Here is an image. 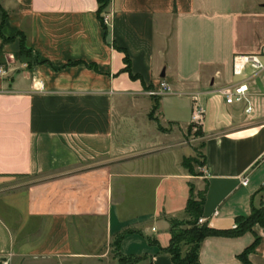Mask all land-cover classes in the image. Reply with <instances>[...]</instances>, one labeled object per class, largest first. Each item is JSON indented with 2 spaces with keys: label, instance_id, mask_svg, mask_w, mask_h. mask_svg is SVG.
<instances>
[{
  "label": "crops",
  "instance_id": "1",
  "mask_svg": "<svg viewBox=\"0 0 264 264\" xmlns=\"http://www.w3.org/2000/svg\"><path fill=\"white\" fill-rule=\"evenodd\" d=\"M0 6L12 39H0V264H174L160 248L190 185L209 227L250 215L264 188V99L247 116L218 90L236 81L235 55L264 47V0H111L107 31L97 0ZM161 81L171 92L154 109L146 92ZM195 93L205 116L192 149ZM197 149L207 173L193 176L183 161ZM257 236L249 260L264 264L259 225L205 239L200 263L241 264Z\"/></svg>",
  "mask_w": 264,
  "mask_h": 264
},
{
  "label": "trees",
  "instance_id": "2",
  "mask_svg": "<svg viewBox=\"0 0 264 264\" xmlns=\"http://www.w3.org/2000/svg\"><path fill=\"white\" fill-rule=\"evenodd\" d=\"M98 1V16L102 21V25L107 31V26L103 22V14L106 12L110 5L111 0H97ZM0 11L3 13V18L5 20L7 14L2 10L0 6ZM4 22L0 25V39L2 41H10L12 39H6L2 34V28ZM21 51L26 52L27 46L25 44V38H21ZM156 99L157 108L158 98ZM161 131L163 129L159 127ZM191 129V127L189 128ZM202 133V131H201ZM196 160L193 158H187L183 161L184 167L193 176H197L195 171ZM204 164V163H203ZM264 192V188L260 191ZM198 195L194 192L193 185H190V197L187 202L185 216L182 219H173L170 221V235L171 240L167 248H160L162 253L171 256L174 264H201L200 263V250L202 243L205 239L209 237H226V238H239L247 233L253 232L256 225L264 228V203H261L258 207L252 203L251 213L248 216H240L236 219V227L227 230H218L209 227L207 224L199 225L198 221L203 216L205 196L197 197ZM122 237L116 239L114 246L118 249L121 245ZM260 243V237H256L254 243L248 247L243 253H241L238 258L241 264H252L249 260V255L255 251L256 247ZM187 248L184 253V248ZM137 259L120 257L121 264H135Z\"/></svg>",
  "mask_w": 264,
  "mask_h": 264
},
{
  "label": "built area",
  "instance_id": "3",
  "mask_svg": "<svg viewBox=\"0 0 264 264\" xmlns=\"http://www.w3.org/2000/svg\"><path fill=\"white\" fill-rule=\"evenodd\" d=\"M109 17H105L108 22ZM12 58V57H11ZM10 69L8 64L0 65V76L8 75ZM232 75L236 78L234 83L228 84L218 91L226 99L228 105L240 104L244 106V113L247 116L255 115L261 108V103L256 99H264V82L263 88L254 90L256 79L264 80V47L256 54H237L233 58ZM171 92L169 84L165 81L159 82L158 86L148 90L146 94L152 98H158ZM192 120L191 125L200 127L204 121L205 107L201 101L200 94L192 95ZM207 173L206 169H204ZM242 185H248V179L242 180ZM199 225L205 224V219L201 217L198 221ZM155 231V228L153 229ZM7 264V263H5Z\"/></svg>",
  "mask_w": 264,
  "mask_h": 264
},
{
  "label": "rangeland",
  "instance_id": "4",
  "mask_svg": "<svg viewBox=\"0 0 264 264\" xmlns=\"http://www.w3.org/2000/svg\"><path fill=\"white\" fill-rule=\"evenodd\" d=\"M187 133L188 134H187V136L184 139L188 142L187 143L188 146H190L192 149H195L196 147H200L201 148V144L203 143V140L197 141V137L198 138L202 137L201 128L200 127L191 126V129H189L187 131ZM181 150L183 151L182 152L183 154H187V152L184 151L185 149H181ZM201 153L202 152L197 149L196 156L194 157L196 162L193 165L195 167V171H197L196 173H199V174L202 173L203 175H205L206 174L205 171H204L205 167L203 166L204 165L203 164L204 160H203V157H202ZM203 195H204V192H201L199 194V196H197V197H202ZM260 199H258V201H257V203H258L257 206L258 207L260 206L261 203H264V192H261ZM260 201H262V202L260 203ZM186 249L187 248L185 247L184 248V253H185Z\"/></svg>",
  "mask_w": 264,
  "mask_h": 264
}]
</instances>
